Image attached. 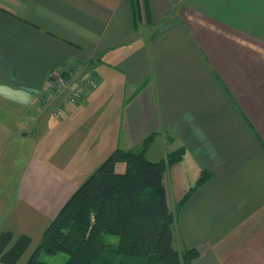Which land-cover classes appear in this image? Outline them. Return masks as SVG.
Segmentation results:
<instances>
[{
  "label": "crops",
  "instance_id": "obj_1",
  "mask_svg": "<svg viewBox=\"0 0 264 264\" xmlns=\"http://www.w3.org/2000/svg\"><path fill=\"white\" fill-rule=\"evenodd\" d=\"M147 2L149 20L130 0H0V83L34 97L0 98V132L36 135L47 152L71 145L74 161L94 144L90 170L152 134V160L183 147L165 174L169 203L209 177L178 212L177 246L198 250L192 264H264V0ZM79 67L88 75L71 86L92 84L71 103L50 75ZM76 181L41 212L54 219Z\"/></svg>",
  "mask_w": 264,
  "mask_h": 264
},
{
  "label": "trees",
  "instance_id": "obj_2",
  "mask_svg": "<svg viewBox=\"0 0 264 264\" xmlns=\"http://www.w3.org/2000/svg\"><path fill=\"white\" fill-rule=\"evenodd\" d=\"M130 1L134 17L149 20L147 0ZM154 137L145 138L138 148L115 149L67 200L26 264H52L41 260V254L59 252L68 254L65 264H192L199 252L177 246V216L209 173L203 172L172 206L164 178L185 150L158 161L148 159L146 150ZM120 161L127 163L125 172L115 169ZM31 241L26 234L0 232V261L16 264Z\"/></svg>",
  "mask_w": 264,
  "mask_h": 264
},
{
  "label": "rangeland",
  "instance_id": "obj_3",
  "mask_svg": "<svg viewBox=\"0 0 264 264\" xmlns=\"http://www.w3.org/2000/svg\"><path fill=\"white\" fill-rule=\"evenodd\" d=\"M85 71L86 68L77 75H88ZM3 115L0 111V129L4 130L10 120H5ZM15 138L7 130L0 132V227H11L14 237L23 232L31 237L29 247L16 263L26 264L53 219L41 212V206L48 207L47 205L51 204V198H54L53 195L66 183V179L76 177L75 183H80V178L86 179L87 175L79 171H90L88 175H91L103 160L90 170V165L95 159L94 144L90 156L84 155L82 159L74 161L71 145L58 146L57 150L47 152L42 149L36 135L28 137L25 143H18ZM126 167L127 163L120 161L116 163L115 169L117 172H125ZM81 183L77 184L78 187ZM27 194H32L34 198L27 200ZM54 204L53 201L50 208H53ZM109 238L118 239L114 236ZM40 258L52 264H65L68 254L42 253Z\"/></svg>",
  "mask_w": 264,
  "mask_h": 264
},
{
  "label": "built area",
  "instance_id": "obj_4",
  "mask_svg": "<svg viewBox=\"0 0 264 264\" xmlns=\"http://www.w3.org/2000/svg\"><path fill=\"white\" fill-rule=\"evenodd\" d=\"M79 70V71H78ZM83 70V69H82ZM80 67L76 71L68 70L64 71H54L51 73V78L55 87L57 88H64L69 87L70 90L68 92L67 101L71 103H78L82 99L85 98V85L92 84V79L90 77H86L85 80L78 85L71 86V80L77 77L78 72H80ZM76 72V73H75ZM71 77V78H70ZM85 84V85H84Z\"/></svg>",
  "mask_w": 264,
  "mask_h": 264
},
{
  "label": "clouds",
  "instance_id": "obj_5",
  "mask_svg": "<svg viewBox=\"0 0 264 264\" xmlns=\"http://www.w3.org/2000/svg\"><path fill=\"white\" fill-rule=\"evenodd\" d=\"M0 98L13 103L28 106L33 102V90L30 88H14L9 84L0 83Z\"/></svg>",
  "mask_w": 264,
  "mask_h": 264
}]
</instances>
